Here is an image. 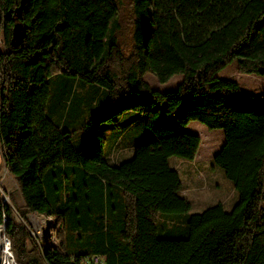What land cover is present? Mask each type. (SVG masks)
I'll list each match as a JSON object with an SVG mask.
<instances>
[{"label": "trees", "instance_id": "obj_1", "mask_svg": "<svg viewBox=\"0 0 264 264\" xmlns=\"http://www.w3.org/2000/svg\"><path fill=\"white\" fill-rule=\"evenodd\" d=\"M128 1L125 50L120 0H0V158L23 202L0 191V226L16 263L264 264V90L217 76L234 61L264 76V0ZM147 73L183 79L160 92ZM190 121L223 130L213 161L238 193L229 210L190 212L169 165L197 154ZM135 122L150 135L112 163L127 148L108 153L103 124L115 144ZM27 215L52 218L57 243L39 242Z\"/></svg>", "mask_w": 264, "mask_h": 264}, {"label": "rangeland", "instance_id": "obj_2", "mask_svg": "<svg viewBox=\"0 0 264 264\" xmlns=\"http://www.w3.org/2000/svg\"><path fill=\"white\" fill-rule=\"evenodd\" d=\"M120 4V21L122 30L120 31L119 38L123 49L127 50L130 45L131 36L130 5L128 0H120ZM1 16L2 9L0 8V27L3 25ZM3 48L4 40L0 30V50ZM217 76L236 81L244 94H258L264 90V76L238 72L236 61L228 64L224 69L219 71ZM144 79L152 89L160 92H169L174 91L177 88L182 81L183 76L175 75L168 82L160 83L152 74L147 73L144 75ZM130 114L131 115L122 120L123 123H125L124 121L136 119V112L130 111ZM105 126L106 129L104 130V134L108 143V153L111 152V154H113L118 152L122 147L127 148V150L122 151L123 154L118 156L116 160L110 155L109 159L112 163H118L130 159L133 155L132 146L146 139L150 135L149 131H147L140 122H135L128 128L125 124H122V127L117 129L118 133H121L120 139L115 144H110L113 135L112 132H115L116 130L106 124H103L102 129ZM186 130L191 133H196L201 137V143L195 158L193 160H187L177 156H171L168 159V162L169 165L176 169L181 176L182 193L192 204L190 212H201L218 202L222 203L226 210L231 209L238 200V193L235 191L232 181L225 177L222 168L213 161L214 155L219 151L224 142L223 130L209 129L199 121H190ZM77 133L82 134L83 131H77ZM0 191L4 195L5 201L8 204H11V196L17 206L23 205L22 199L19 195L18 186L14 178L7 171L1 158ZM15 216L19 222H22L17 211H15ZM24 221L30 226V228H32V233L36 236L39 242L44 245L57 243V225L52 218L27 215ZM1 231L3 232L2 228ZM3 237L6 238L4 235Z\"/></svg>", "mask_w": 264, "mask_h": 264}, {"label": "bare ground", "instance_id": "obj_3", "mask_svg": "<svg viewBox=\"0 0 264 264\" xmlns=\"http://www.w3.org/2000/svg\"><path fill=\"white\" fill-rule=\"evenodd\" d=\"M1 228L3 229V226H0V264H15L13 254L10 251V245L3 237Z\"/></svg>", "mask_w": 264, "mask_h": 264}, {"label": "water", "instance_id": "obj_4", "mask_svg": "<svg viewBox=\"0 0 264 264\" xmlns=\"http://www.w3.org/2000/svg\"><path fill=\"white\" fill-rule=\"evenodd\" d=\"M24 36H25V29L23 25L19 22L14 23L13 29H12V40L16 43H19L24 39ZM5 239H6V242L10 245L9 240L7 238Z\"/></svg>", "mask_w": 264, "mask_h": 264}, {"label": "built area", "instance_id": "obj_5", "mask_svg": "<svg viewBox=\"0 0 264 264\" xmlns=\"http://www.w3.org/2000/svg\"><path fill=\"white\" fill-rule=\"evenodd\" d=\"M91 261L93 264H102L104 262V259L100 256H93L91 258Z\"/></svg>", "mask_w": 264, "mask_h": 264}, {"label": "crops", "instance_id": "obj_6", "mask_svg": "<svg viewBox=\"0 0 264 264\" xmlns=\"http://www.w3.org/2000/svg\"><path fill=\"white\" fill-rule=\"evenodd\" d=\"M187 129V128H186ZM181 177V176H180ZM182 192H183V190H182Z\"/></svg>", "mask_w": 264, "mask_h": 264}]
</instances>
